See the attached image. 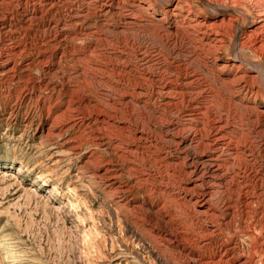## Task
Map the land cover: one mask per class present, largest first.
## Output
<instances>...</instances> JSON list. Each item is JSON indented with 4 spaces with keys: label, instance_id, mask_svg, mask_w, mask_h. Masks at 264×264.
<instances>
[{
    "label": "rangeland",
    "instance_id": "1",
    "mask_svg": "<svg viewBox=\"0 0 264 264\" xmlns=\"http://www.w3.org/2000/svg\"><path fill=\"white\" fill-rule=\"evenodd\" d=\"M101 1L0 0V264H264V0Z\"/></svg>",
    "mask_w": 264,
    "mask_h": 264
},
{
    "label": "bare ground",
    "instance_id": "2",
    "mask_svg": "<svg viewBox=\"0 0 264 264\" xmlns=\"http://www.w3.org/2000/svg\"><path fill=\"white\" fill-rule=\"evenodd\" d=\"M108 1H110V0H103V1H101L102 2V5H103V7H105L106 8V11H109V7H110V4H108L109 2ZM111 3V2H110ZM113 7V6H112ZM130 7L132 8V9H138V8H141L142 7V5H140V4H132V5H130ZM131 8L129 9V11L131 12ZM124 11H125V9H124ZM259 12V11H258ZM126 13H128V12H126ZM129 14V13H128ZM259 15H258V17H260V18H264V11L263 10H261L259 13H258ZM133 15V14H132ZM259 20V19H258ZM262 20V19H261ZM261 20H259V21H261ZM128 21V20H127ZM129 23V22H128ZM205 24V23H204ZM177 25V24H176ZM199 25V24H198ZM202 25V24H201ZM193 26V25H192ZM209 27V26H208ZM201 28V27H200ZM216 33V32H215ZM244 85V84H243ZM169 91V90H168ZM245 94V93H244ZM246 95V96H245ZM242 98L244 99V100H246L245 98L248 96V94H245ZM196 112V111H195ZM216 126V125H215ZM221 133H219V134H217L216 133V136H215V138L212 140V146H215V145H217L218 144V140H219V135H220ZM222 135V134H221ZM220 135V136H221ZM229 140V139H228ZM209 144V143H208ZM208 147V146H207ZM75 148V147H74ZM227 153V152H226ZM185 160V159H184ZM202 161V160H201ZM217 158H215V157H206L205 159H204V164L206 165V166H208V167H206V168H208V171L206 172L205 171V179L207 180V181H210L211 183H213L214 181H215V178H216V173L219 171L218 169V164H217ZM219 162V161H218ZM190 164H191V162H190ZM203 165V164H202ZM201 165V166H202ZM204 165V166H205ZM222 165V164H221ZM191 166V165H190ZM195 166H196V164H195ZM195 168V167H194ZM204 168V167H203ZM218 168V169H217ZM196 169V168H195ZM200 169V168H199ZM190 170V169H189ZM189 172V171H188ZM192 172H194V171H192ZM194 174V173H193ZM193 174H191L192 176H193ZM199 176V175H198ZM201 178V177H200ZM195 179V178H194ZM198 179V178H197ZM203 179V178H202ZM44 180V179H43ZM196 180V179H195ZM112 181H114V180H112ZM210 183V184H211ZM215 183V182H214ZM46 184V183H45ZM109 182L108 181H105V182H103V186L102 187H105L106 189L109 187ZM199 184L200 183H198L197 185L199 186ZM202 184V183H201ZM200 184V185H201ZM205 184V183H204ZM208 185V184H207ZM213 185V184H212ZM202 186V185H201ZM210 186V185H209ZM203 187V186H202ZM203 189V188H202ZM206 193V192H205ZM201 194V193H200ZM199 194V195H200ZM204 194V193H203ZM198 195V196H199ZM198 201V203L199 204H201V203H203L204 202V198L203 197H201V199L200 200H197ZM206 201V200H205ZM80 220V219H79ZM80 222V221H79ZM2 239V238H1Z\"/></svg>",
    "mask_w": 264,
    "mask_h": 264
}]
</instances>
